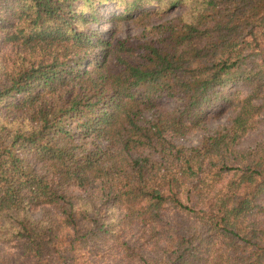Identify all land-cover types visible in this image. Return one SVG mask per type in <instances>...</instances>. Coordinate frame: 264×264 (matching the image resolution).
Returning a JSON list of instances; mask_svg holds the SVG:
<instances>
[{
    "label": "trees",
    "instance_id": "trees-1",
    "mask_svg": "<svg viewBox=\"0 0 264 264\" xmlns=\"http://www.w3.org/2000/svg\"><path fill=\"white\" fill-rule=\"evenodd\" d=\"M99 1L0 0V264H264V0Z\"/></svg>",
    "mask_w": 264,
    "mask_h": 264
},
{
    "label": "rangeland",
    "instance_id": "rangeland-1",
    "mask_svg": "<svg viewBox=\"0 0 264 264\" xmlns=\"http://www.w3.org/2000/svg\"><path fill=\"white\" fill-rule=\"evenodd\" d=\"M127 1L130 0H109L106 2L99 1L96 7V11L98 12L97 14L99 15V21L91 19L87 22L88 27L99 30L103 37H107L109 31L110 34L113 31L115 36L129 38L135 41H144L154 37V33L159 30L156 28L159 26V24L169 22L171 19L179 16L180 14L178 8L167 10L169 9L167 3L155 0V4L145 5L144 7L135 6V9L132 10L135 15L130 12L131 14L128 16V19L120 18L124 16L122 15L124 12H128L124 11ZM147 8H157L158 10L156 13L160 11L161 13L154 15L152 14L149 17L138 19L136 17L138 14L144 13L142 14L143 17L146 15V13H148L147 10H145ZM174 106L175 100L169 98H163L158 103V108H161L162 110L172 109ZM1 115L3 114L0 112V117H2ZM230 115L231 112L227 111L226 113L217 116V118L211 119L209 124L206 126V130L210 131L211 129L226 123L227 118ZM0 121L3 122L1 119ZM204 132H202V130L193 131L187 135L186 138L178 140V142L186 146L197 145L200 142ZM262 138H264V123H261L259 128L254 133L244 139L242 147H250L256 143V141L261 140ZM29 213L34 216L41 214V212L38 210H29Z\"/></svg>",
    "mask_w": 264,
    "mask_h": 264
}]
</instances>
